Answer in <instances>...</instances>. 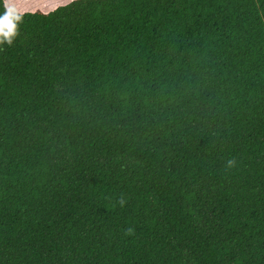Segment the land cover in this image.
Here are the masks:
<instances>
[{
	"label": "trees",
	"instance_id": "1",
	"mask_svg": "<svg viewBox=\"0 0 264 264\" xmlns=\"http://www.w3.org/2000/svg\"><path fill=\"white\" fill-rule=\"evenodd\" d=\"M60 1L0 43V264H264V0Z\"/></svg>",
	"mask_w": 264,
	"mask_h": 264
},
{
	"label": "clouds",
	"instance_id": "2",
	"mask_svg": "<svg viewBox=\"0 0 264 264\" xmlns=\"http://www.w3.org/2000/svg\"><path fill=\"white\" fill-rule=\"evenodd\" d=\"M4 6L6 12L3 16H0V43L7 42L8 45H12L13 38L17 35V24L22 20V13L17 10L13 0H4ZM235 165L236 161L229 159L225 166L232 168ZM117 203L121 206L124 205L125 199L123 195H121ZM129 232H131V229H129Z\"/></svg>",
	"mask_w": 264,
	"mask_h": 264
},
{
	"label": "rangeland",
	"instance_id": "3",
	"mask_svg": "<svg viewBox=\"0 0 264 264\" xmlns=\"http://www.w3.org/2000/svg\"><path fill=\"white\" fill-rule=\"evenodd\" d=\"M40 0H15L16 7L19 9H30L34 7L35 5H44L42 3H49V4H61L60 0H43L42 3L39 2Z\"/></svg>",
	"mask_w": 264,
	"mask_h": 264
}]
</instances>
